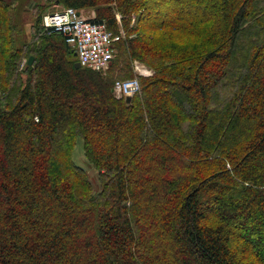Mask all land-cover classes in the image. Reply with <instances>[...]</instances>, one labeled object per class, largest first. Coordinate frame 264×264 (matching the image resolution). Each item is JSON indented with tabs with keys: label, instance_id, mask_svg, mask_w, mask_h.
Wrapping results in <instances>:
<instances>
[{
	"label": "trees",
	"instance_id": "trees-1",
	"mask_svg": "<svg viewBox=\"0 0 264 264\" xmlns=\"http://www.w3.org/2000/svg\"><path fill=\"white\" fill-rule=\"evenodd\" d=\"M15 1L0 0V264H264V0H46L123 31L106 73L75 68L48 4L23 43ZM135 62L152 75L125 103L112 87Z\"/></svg>",
	"mask_w": 264,
	"mask_h": 264
},
{
	"label": "built area",
	"instance_id": "built-area-1",
	"mask_svg": "<svg viewBox=\"0 0 264 264\" xmlns=\"http://www.w3.org/2000/svg\"><path fill=\"white\" fill-rule=\"evenodd\" d=\"M42 25L48 34L61 35L76 54L80 67L102 73L114 57V45L123 39V31L114 34L104 23H92L76 10L64 8L60 12L46 14ZM136 77L115 81L112 94L116 99L132 97L139 91L138 77L147 78L152 72L138 63L133 64Z\"/></svg>",
	"mask_w": 264,
	"mask_h": 264
},
{
	"label": "rangeland",
	"instance_id": "rangeland-1",
	"mask_svg": "<svg viewBox=\"0 0 264 264\" xmlns=\"http://www.w3.org/2000/svg\"><path fill=\"white\" fill-rule=\"evenodd\" d=\"M16 3L14 4L15 10H14V19L17 23L18 29L21 31L20 34L18 35V38L24 41L23 43H28L30 42L32 38V29H31V24L34 20L33 15L35 12H32V7L34 6L35 3H38L39 5H47L46 0H22L20 1H15ZM64 8L59 7L57 5H51L48 4L45 7V11L42 13V18L46 14L50 13H55V12H60ZM92 11H84L81 13V16L85 19L90 17V14H92ZM119 19V17H117ZM125 34L123 33V37ZM26 63V60H23L20 65V69L24 67ZM108 70L105 71V73ZM104 73V74H105ZM134 74V73H133ZM116 81H124L128 80L125 78H116ZM72 159L73 162L81 168L88 176L94 193L98 191V180H97V171L88 163V161L85 159L84 154H83V146H82V140L78 138L76 140L73 153H72Z\"/></svg>",
	"mask_w": 264,
	"mask_h": 264
},
{
	"label": "water",
	"instance_id": "water-1",
	"mask_svg": "<svg viewBox=\"0 0 264 264\" xmlns=\"http://www.w3.org/2000/svg\"><path fill=\"white\" fill-rule=\"evenodd\" d=\"M74 55L76 56V54L74 53ZM32 61H33V58L32 57H30L29 59H28V61H27V65L29 66V65H31L32 64ZM75 68H80V64L79 63H76L75 64ZM125 103H129L130 101H131V97H127V98H125Z\"/></svg>",
	"mask_w": 264,
	"mask_h": 264
},
{
	"label": "crops",
	"instance_id": "crops-1",
	"mask_svg": "<svg viewBox=\"0 0 264 264\" xmlns=\"http://www.w3.org/2000/svg\"><path fill=\"white\" fill-rule=\"evenodd\" d=\"M94 16V14L92 13V14H90V17L89 18H92Z\"/></svg>",
	"mask_w": 264,
	"mask_h": 264
}]
</instances>
